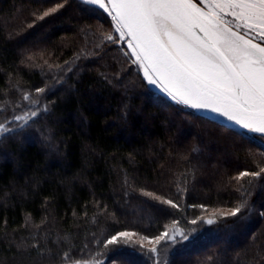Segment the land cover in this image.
I'll use <instances>...</instances> for the list:
<instances>
[{"label": "trees", "instance_id": "obj_1", "mask_svg": "<svg viewBox=\"0 0 264 264\" xmlns=\"http://www.w3.org/2000/svg\"><path fill=\"white\" fill-rule=\"evenodd\" d=\"M117 36L83 0H0V264H264V175L237 179L264 137L151 87ZM173 221L190 238L157 253L105 246Z\"/></svg>", "mask_w": 264, "mask_h": 264}, {"label": "snow or ice", "instance_id": "obj_2", "mask_svg": "<svg viewBox=\"0 0 264 264\" xmlns=\"http://www.w3.org/2000/svg\"><path fill=\"white\" fill-rule=\"evenodd\" d=\"M83 2L98 6L110 16L118 33L116 39L126 42L130 50L126 55L133 58L132 63L142 70L148 84L158 86L180 105L217 113L264 136V0ZM59 7L44 16L55 13ZM105 39L116 42L110 35ZM7 131L11 129L0 124V134ZM262 175L264 168L242 171L237 179ZM164 203L179 207L171 200ZM245 207L242 202L230 212H219V216L236 217ZM200 219L212 225L217 222V213ZM191 223L195 225L197 220ZM135 235L128 231L117 233L105 246L118 244L121 239L128 243ZM190 235L173 221L171 229L154 238L142 236L141 241H147L152 245L149 251L157 253L162 242L175 244L178 239L188 240Z\"/></svg>", "mask_w": 264, "mask_h": 264}, {"label": "water", "instance_id": "obj_3", "mask_svg": "<svg viewBox=\"0 0 264 264\" xmlns=\"http://www.w3.org/2000/svg\"><path fill=\"white\" fill-rule=\"evenodd\" d=\"M187 108H189L190 110L194 111L195 113H197V114H199V115H201V116H203L205 118H208L210 120L219 122L221 124H224V125H226V126H228L230 128L236 129L238 131H241V132H244V133L253 134V135L262 136L260 134L249 132V131H247V130L235 125L234 122L227 120V118H225V117H223V116H221V115H219L217 113H214V112H211V111H207V110H194V109H192L190 107H187ZM262 137H264V136H262Z\"/></svg>", "mask_w": 264, "mask_h": 264}, {"label": "rangeland", "instance_id": "obj_4", "mask_svg": "<svg viewBox=\"0 0 264 264\" xmlns=\"http://www.w3.org/2000/svg\"><path fill=\"white\" fill-rule=\"evenodd\" d=\"M197 2H199V0H197ZM149 85H150L151 87H153L154 89H156V90H162V89H160L158 86H154V85H151V84H149ZM124 232H125V231H124ZM128 232H131V231H128ZM132 240H133L134 242H138V243H141V244L146 245V246H152V245H150L147 241H141V238H140V237L133 236Z\"/></svg>", "mask_w": 264, "mask_h": 264}]
</instances>
